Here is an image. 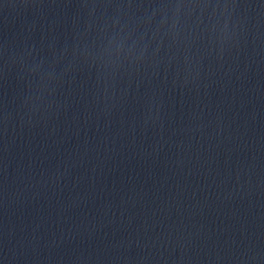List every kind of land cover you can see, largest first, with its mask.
I'll return each instance as SVG.
<instances>
[{"label": "water", "instance_id": "1", "mask_svg": "<svg viewBox=\"0 0 264 264\" xmlns=\"http://www.w3.org/2000/svg\"><path fill=\"white\" fill-rule=\"evenodd\" d=\"M0 264H264V0H0Z\"/></svg>", "mask_w": 264, "mask_h": 264}]
</instances>
